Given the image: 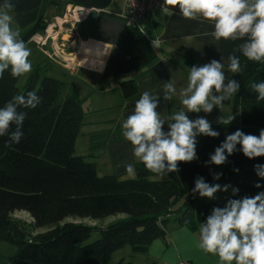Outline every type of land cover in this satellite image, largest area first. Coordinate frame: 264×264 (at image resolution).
<instances>
[{"label":"trees","instance_id":"16d2710c","mask_svg":"<svg viewBox=\"0 0 264 264\" xmlns=\"http://www.w3.org/2000/svg\"><path fill=\"white\" fill-rule=\"evenodd\" d=\"M35 29L22 39L26 42ZM155 57L151 42L127 25L109 52L102 80L119 81L123 97L132 98L136 94L135 83L125 75L145 67ZM238 57L241 65L247 67L242 74L230 75V79L239 82L240 90L224 104L232 102L239 110L240 123H210L219 136L199 135L197 159L180 162L179 171L167 174L165 179H151L152 173L142 163L136 165L134 178L99 176L89 156L74 153L83 116V102L76 92L69 90L62 95L64 82L42 74L45 71L39 65L21 90L17 85L19 78L5 71L0 79V107L13 96L29 91L41 97L35 109L18 108L27 113L21 141L7 147L8 137L0 138V241L16 247L11 264H134L124 258L111 262L110 258L125 245L133 254L144 253L153 240L165 237L170 218L198 231L199 224L214 208L225 207L230 199L264 192V178L257 175L254 167L264 165V157L248 159L239 144L224 165L206 164L227 135L241 130L259 136L264 129V101L258 103L257 94L250 89L251 83L264 81V63L248 61L240 52ZM181 61L189 69L199 66L191 54H184ZM216 173H222L218 180L213 178ZM197 177L209 184L231 181L238 192L218 201H200L198 193L192 192ZM15 211L30 216L32 229L46 230L33 234L25 223L11 218ZM116 214L125 217L99 229L65 221L97 220ZM93 230L99 231V237L88 242Z\"/></svg>","mask_w":264,"mask_h":264},{"label":"clouds","instance_id":"9594fccd","mask_svg":"<svg viewBox=\"0 0 264 264\" xmlns=\"http://www.w3.org/2000/svg\"><path fill=\"white\" fill-rule=\"evenodd\" d=\"M165 3L178 7L179 14L185 19L211 23L214 30L203 35L211 36L215 42L223 39L243 43L228 56L226 66L213 59L202 66H192L186 86L179 90L171 80L163 85V100L178 97L182 105L178 111L169 116L162 115L157 110L160 94L145 90L135 102L132 114L123 121L122 135L132 145L133 157L149 172L161 176L178 172L180 162L197 159V136H219L207 119L191 120L187 113H211L214 107L222 110L224 101L238 93L239 82L228 78L226 72L242 74L247 65L242 66L235 53H242L248 61L264 63V0H165ZM14 7L10 0H4L0 5V79L5 71H10L13 78H19L32 70L31 49L21 38L13 15ZM250 89L257 94L258 103L264 101V81L251 83ZM40 103L41 97L35 91H29L26 95L13 96L0 107V138L8 137L5 146L18 144L23 137L27 113L18 108L35 109ZM234 118L233 114L229 115L223 124H229ZM165 124L168 131L164 130ZM238 144L248 159L264 157V129L260 130L259 136L241 130L227 135L206 164L224 165L237 151ZM124 167L129 176L135 175L133 163H126ZM254 167L257 175L264 178V165ZM221 175L216 173L213 178L218 180ZM228 187L209 184L203 177H197L192 192L214 199L218 191H227ZM236 192L238 189H233V193ZM198 231L197 247L217 256L219 264H264V192L254 197L230 199L225 207L214 208L206 221L199 224Z\"/></svg>","mask_w":264,"mask_h":264},{"label":"crops","instance_id":"0c3cea01","mask_svg":"<svg viewBox=\"0 0 264 264\" xmlns=\"http://www.w3.org/2000/svg\"><path fill=\"white\" fill-rule=\"evenodd\" d=\"M10 2L15 6L13 15L21 30V38L34 27L36 29L32 34L41 32V26H45L48 20L59 15L67 4L100 9L98 13L77 26L78 35L68 32L58 34L55 54L63 62L51 60L39 47L26 41L27 45L36 47L38 53L53 63L48 69L45 68L44 74L64 82L62 95L74 90L82 100L83 116L74 142V153L89 156L88 160L95 163L99 176L116 175L121 179L135 177L136 173L134 176L126 173L124 164L133 163L136 167L141 162L133 157L132 145L122 135V123L134 111L135 102L143 91L159 93L157 110L162 115L169 116L182 105L178 97L164 101L162 89L169 80L175 82L178 90L186 86L189 68L181 61L184 54L193 55L199 66L213 59L225 63L226 66L228 56L243 43L240 40L223 39L215 42L211 36L203 35L214 30L211 23L185 19L179 14L178 7L173 8L162 0V5L151 19L148 29L149 40L156 51V57L145 67L125 75V78L133 79L136 87L135 96L127 99L122 95L119 81L106 82L101 77L109 52L120 32L127 26L123 15L125 0H10ZM3 3L4 0H0V5ZM87 41L105 45L104 58L80 56L79 46L81 42ZM45 48L48 52L51 51L49 43ZM235 54L238 56V52ZM81 60L91 63H83ZM38 65L43 66V62L36 66ZM230 75L231 73L226 72L228 78ZM232 114L235 118L231 122L238 125L239 110L232 102L224 104L222 110L214 107L211 113L203 111L187 113L191 120L203 117L210 123L223 121ZM167 129L168 126L165 124L164 130ZM165 176L152 173L150 178L165 179ZM225 185L229 186L228 190L218 191L214 199L200 197L198 194V200L212 202L229 197L235 186L231 181L222 184V188ZM198 237L199 231H192L170 218L165 237L153 240L144 253H134L130 261L134 264H175L179 260L194 264H219L217 256L205 253L197 247Z\"/></svg>","mask_w":264,"mask_h":264},{"label":"built area","instance_id":"2783aa9c","mask_svg":"<svg viewBox=\"0 0 264 264\" xmlns=\"http://www.w3.org/2000/svg\"><path fill=\"white\" fill-rule=\"evenodd\" d=\"M162 0H125L123 15L127 25L137 29L142 35L149 40L148 29L150 28L151 19L156 11L161 7ZM100 11L99 8L67 4L63 11L48 20L41 32L30 35L27 42H31L43 50L51 60L56 62L62 61L55 54L57 48L56 38L59 33L68 32L72 35L77 34V26ZM150 41V40H149ZM50 44L51 51L46 50ZM63 62V61H62ZM175 264H194L190 261L179 260Z\"/></svg>","mask_w":264,"mask_h":264},{"label":"rangeland","instance_id":"374dc122","mask_svg":"<svg viewBox=\"0 0 264 264\" xmlns=\"http://www.w3.org/2000/svg\"><path fill=\"white\" fill-rule=\"evenodd\" d=\"M65 44H67V43H64V45ZM27 46L31 49V55H30L29 59H30L31 64H32V70L35 68V66L39 62H43L42 70L43 69L45 70V68L48 69L49 66H51V64H53V63L49 62V60L47 58H44V55H42L41 53H38L36 47H33L31 44L27 45ZM41 51L44 52L43 50H41ZM82 61H83V63H91V62H85V60H81V62ZM31 71L29 73L25 74L24 76L19 77L17 85H18L20 90L25 85ZM42 74H44V73L42 72ZM62 93H63V90H62ZM196 139H197V137H196ZM166 177L167 176H165V178ZM124 217L125 216L122 214H116L113 216H108L106 218L97 219V220H91V219H87V218H83V219H81V218H67V219H65V221L82 223V224L90 226L94 229H99V228H103V227L107 226L108 224H110L112 222L123 219ZM11 218L14 220H19V221L25 223L30 228V231L33 234L43 232L46 230V228L32 229L30 227V225L32 223V219L24 211L13 212L11 214ZM98 237H99V231L93 230L90 234V237L88 238V242H92V241L96 240ZM15 249H16V247L13 244L6 242V241H0V264H11ZM132 255H133V253L131 252L130 247L128 245H125L124 247L117 250L116 252H114L111 255L110 261L114 262V261L119 260L120 258H124L125 260H131Z\"/></svg>","mask_w":264,"mask_h":264},{"label":"bare ground","instance_id":"6f19581e","mask_svg":"<svg viewBox=\"0 0 264 264\" xmlns=\"http://www.w3.org/2000/svg\"><path fill=\"white\" fill-rule=\"evenodd\" d=\"M105 45L95 42V41H87L81 42L79 46V53H82L80 56H84L83 54L89 55V58L92 59H102L104 54ZM91 56V57H90ZM85 57V56H84Z\"/></svg>","mask_w":264,"mask_h":264},{"label":"water","instance_id":"95a60500","mask_svg":"<svg viewBox=\"0 0 264 264\" xmlns=\"http://www.w3.org/2000/svg\"><path fill=\"white\" fill-rule=\"evenodd\" d=\"M92 15H93V14H92ZM92 15H91V16H92ZM149 34H150V32H148V35H149ZM84 56H85V57H88V55H84Z\"/></svg>","mask_w":264,"mask_h":264}]
</instances>
